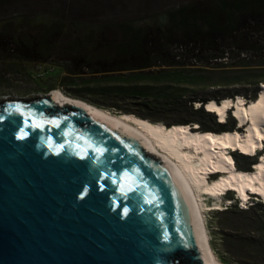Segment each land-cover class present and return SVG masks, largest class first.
I'll list each match as a JSON object with an SVG mask.
<instances>
[{"label": "water", "instance_id": "95a60500", "mask_svg": "<svg viewBox=\"0 0 264 264\" xmlns=\"http://www.w3.org/2000/svg\"><path fill=\"white\" fill-rule=\"evenodd\" d=\"M0 264L211 263L165 162L50 92L0 100Z\"/></svg>", "mask_w": 264, "mask_h": 264}, {"label": "rangeland", "instance_id": "374dc122", "mask_svg": "<svg viewBox=\"0 0 264 264\" xmlns=\"http://www.w3.org/2000/svg\"><path fill=\"white\" fill-rule=\"evenodd\" d=\"M215 1L0 0V21L40 18L55 21L60 27L51 41L53 49L47 52L50 57L46 61L0 60V100L28 99L61 89L67 95L114 112L131 113L152 121H162L166 125L186 121L191 118L189 100L197 97L209 99L233 89L245 90L250 87L249 83L264 77V70H250L256 66L242 67L244 63L256 65L264 62L262 27L253 25L236 39L221 40L204 35L194 42L173 43L169 48V59L180 66L172 68L157 62L155 67L146 70L190 71L198 83L195 86L175 84L173 76L160 82L126 81L123 77L130 76L131 72H106L113 66L103 57L109 55L112 42L122 41L120 27L125 24L132 23L145 32H151L169 11L188 6L201 13L212 7ZM76 43L82 44L80 53L89 57L76 51ZM218 56L224 58L216 59ZM225 64L232 67L223 68ZM69 70H75L78 74H70ZM242 78L244 81H240ZM236 80L240 82L232 84ZM141 90L145 91L147 99L136 97ZM206 220L211 245L219 256L222 249L219 226L216 224L219 221L214 219L213 213ZM223 223H236L241 229L237 235L243 234L244 238L254 241L263 252L261 256H256L243 250L235 257L228 258L242 264H264V219L259 214L247 215L235 210Z\"/></svg>", "mask_w": 264, "mask_h": 264}, {"label": "trees", "instance_id": "16d2710c", "mask_svg": "<svg viewBox=\"0 0 264 264\" xmlns=\"http://www.w3.org/2000/svg\"><path fill=\"white\" fill-rule=\"evenodd\" d=\"M260 26L264 30V0H216L212 7L202 10L201 13L195 12L191 7L185 6L177 10L169 11L164 17L160 18L157 28L151 32H145L135 27L132 23H127L120 27L123 38L121 42H112L110 44L109 55L106 62L113 68L106 72L129 71L131 75L123 77L126 81H153L160 82L173 76L175 84L192 85L198 83L193 79L190 71H159L146 72V70L156 66L157 62H163L169 67L178 68V63L169 59V48L173 43L183 44L184 42H194L197 37L208 35L216 39H236L241 32L251 27ZM59 23L55 21H45L40 18H13L0 21V60L19 61V62H44L49 57L50 50L53 49L55 35L59 32ZM89 40H86V42ZM92 41V40H90ZM89 41V42H90ZM82 44H75L76 51L80 53L79 48ZM68 52L70 50L65 49ZM85 55V54H81ZM89 57L88 55H85ZM229 56V55H228ZM223 57H216V59ZM244 63L242 67L264 70V62L256 65ZM225 64L223 68H230ZM117 69V70H116ZM177 70V69H175ZM137 71L139 73H137ZM105 72V71H104ZM70 74H78L74 70H69ZM122 80V79H121ZM244 81V79H240ZM240 81H232L236 84ZM264 83V77L249 83V88L245 90L233 89L223 91L210 97L202 99L201 97L189 100L191 107V118L175 124L197 125L200 131H211L223 133L225 131H234L236 123L229 119L227 124H220L215 116L207 112L204 107H196L195 104L205 105L208 101L216 100L218 103L225 99H235L243 97L246 100H256L261 91V84ZM138 98H146L147 94L141 90L136 93ZM162 122V121H158ZM173 124H165L166 127ZM234 163L237 168L246 172H252V167L257 163V159L243 154H234ZM235 164V166H236ZM236 168V169H237ZM232 200V196L228 197ZM238 210L242 214H259L264 219V204L256 203L248 210L239 209L237 204L227 207L225 210L214 212V219L219 221L218 235L221 236V251L219 258L226 264H242L232 261L228 257H235L243 250L249 254L261 256L263 254L261 247L255 244L244 235H237L241 229L236 223L224 225L223 220L229 217L233 211ZM264 224V223H263ZM221 228V229H220ZM262 239L264 241V225L262 228ZM228 258V259H227Z\"/></svg>", "mask_w": 264, "mask_h": 264}, {"label": "bare ground", "instance_id": "6f19581e", "mask_svg": "<svg viewBox=\"0 0 264 264\" xmlns=\"http://www.w3.org/2000/svg\"><path fill=\"white\" fill-rule=\"evenodd\" d=\"M52 92L67 101L102 114L110 122L137 138L151 153L161 158L188 197L210 263L226 264L221 261L211 245L203 196L213 199V208L216 209L227 208V201L230 199L223 198L222 194L229 188L237 191L242 207L250 199L247 191L264 199V157L258 160L259 164H255L252 172H246L236 169L233 157L227 155L228 150L253 155L256 148L260 147V142L264 140V88L248 109H244L243 97L225 99L222 103L211 100L205 104L206 111L216 114L220 123L224 122L227 110L235 106L237 129L223 133L200 130L197 132L196 128L193 130L187 124H173L166 127L163 122L95 106L67 95L61 89ZM199 106L201 105L198 103L197 107ZM246 123L245 131L241 132L240 129H244L241 127ZM213 173L224 175L217 182L212 183L208 181V176Z\"/></svg>", "mask_w": 264, "mask_h": 264}, {"label": "clouds", "instance_id": "9594fccd", "mask_svg": "<svg viewBox=\"0 0 264 264\" xmlns=\"http://www.w3.org/2000/svg\"><path fill=\"white\" fill-rule=\"evenodd\" d=\"M235 99H236V98H235ZM231 119H232V118H231ZM235 130H236V129H235ZM235 130H234V131H235ZM233 157H234V155H233ZM234 160H235V158H234ZM235 162H236V161H235ZM232 200H233V198H232ZM235 204H237V203H235Z\"/></svg>", "mask_w": 264, "mask_h": 264}, {"label": "snow or ice", "instance_id": "6c2138e0", "mask_svg": "<svg viewBox=\"0 0 264 264\" xmlns=\"http://www.w3.org/2000/svg\"><path fill=\"white\" fill-rule=\"evenodd\" d=\"M127 211V209H125V212Z\"/></svg>", "mask_w": 264, "mask_h": 264}, {"label": "crops", "instance_id": "0c3cea01", "mask_svg": "<svg viewBox=\"0 0 264 264\" xmlns=\"http://www.w3.org/2000/svg\"><path fill=\"white\" fill-rule=\"evenodd\" d=\"M54 91V90H53Z\"/></svg>", "mask_w": 264, "mask_h": 264}]
</instances>
